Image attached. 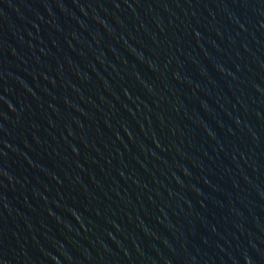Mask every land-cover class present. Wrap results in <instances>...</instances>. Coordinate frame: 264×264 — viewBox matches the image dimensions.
Instances as JSON below:
<instances>
[{"label":"water","instance_id":"obj_1","mask_svg":"<svg viewBox=\"0 0 264 264\" xmlns=\"http://www.w3.org/2000/svg\"><path fill=\"white\" fill-rule=\"evenodd\" d=\"M0 264H264V0H0Z\"/></svg>","mask_w":264,"mask_h":264}]
</instances>
